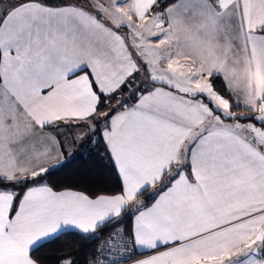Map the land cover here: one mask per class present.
<instances>
[{
    "label": "snow or ice",
    "instance_id": "snow-or-ice-1",
    "mask_svg": "<svg viewBox=\"0 0 264 264\" xmlns=\"http://www.w3.org/2000/svg\"><path fill=\"white\" fill-rule=\"evenodd\" d=\"M78 144L114 190L45 181ZM104 232L87 264H264V0H0V264Z\"/></svg>",
    "mask_w": 264,
    "mask_h": 264
},
{
    "label": "trees",
    "instance_id": "trees-1",
    "mask_svg": "<svg viewBox=\"0 0 264 264\" xmlns=\"http://www.w3.org/2000/svg\"><path fill=\"white\" fill-rule=\"evenodd\" d=\"M45 181L57 189L71 188L88 193L112 191L117 184L113 165L99 144L80 147L72 159L46 176ZM107 233L109 232H104L102 236ZM90 238L85 239L79 234L69 233L61 236L55 243L41 248L37 255L44 264H56L62 251H71L76 254L79 261L87 264L88 259L95 253L98 243L96 240L89 244Z\"/></svg>",
    "mask_w": 264,
    "mask_h": 264
},
{
    "label": "built area",
    "instance_id": "built-area-1",
    "mask_svg": "<svg viewBox=\"0 0 264 264\" xmlns=\"http://www.w3.org/2000/svg\"><path fill=\"white\" fill-rule=\"evenodd\" d=\"M109 235V233H107L106 235H104V236H101V238L98 240V243H97V246H96V251H97V249H98V247H99V245L106 239V237ZM96 251H95V253H96Z\"/></svg>",
    "mask_w": 264,
    "mask_h": 264
},
{
    "label": "rangeland",
    "instance_id": "rangeland-1",
    "mask_svg": "<svg viewBox=\"0 0 264 264\" xmlns=\"http://www.w3.org/2000/svg\"><path fill=\"white\" fill-rule=\"evenodd\" d=\"M82 143H84V142H82ZM80 147H82L81 145H76L75 147H74V149L73 150H70L71 151V153H73V154H71L72 156H69V157H73V155H76V153H77V150H79L80 149ZM75 151V152H74Z\"/></svg>",
    "mask_w": 264,
    "mask_h": 264
},
{
    "label": "water",
    "instance_id": "water-1",
    "mask_svg": "<svg viewBox=\"0 0 264 264\" xmlns=\"http://www.w3.org/2000/svg\"><path fill=\"white\" fill-rule=\"evenodd\" d=\"M101 236H102V235H100V238H101ZM100 238H99V239H100ZM99 239H93V238H90V240L88 241V243H89V244H90V243H93L94 241L99 240Z\"/></svg>",
    "mask_w": 264,
    "mask_h": 264
},
{
    "label": "crops",
    "instance_id": "crops-1",
    "mask_svg": "<svg viewBox=\"0 0 264 264\" xmlns=\"http://www.w3.org/2000/svg\"><path fill=\"white\" fill-rule=\"evenodd\" d=\"M74 152H75V151H74ZM77 152H78V150H77ZM72 154H73V153H72ZM76 154H77V153H76ZM70 156H72V155H70ZM74 156H75V155H73V157H74ZM73 157H69L67 161H69V160L72 159ZM67 161H66V162H67Z\"/></svg>",
    "mask_w": 264,
    "mask_h": 264
}]
</instances>
